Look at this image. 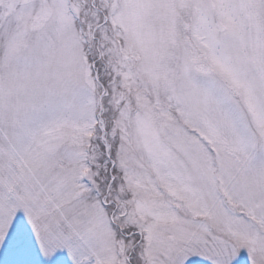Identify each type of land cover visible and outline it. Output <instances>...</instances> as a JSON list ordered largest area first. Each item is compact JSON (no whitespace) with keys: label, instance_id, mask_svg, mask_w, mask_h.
Here are the masks:
<instances>
[{"label":"snow or ice","instance_id":"snow-or-ice-1","mask_svg":"<svg viewBox=\"0 0 264 264\" xmlns=\"http://www.w3.org/2000/svg\"><path fill=\"white\" fill-rule=\"evenodd\" d=\"M0 264H264V0H0Z\"/></svg>","mask_w":264,"mask_h":264}]
</instances>
